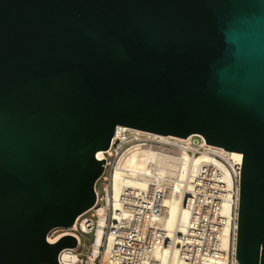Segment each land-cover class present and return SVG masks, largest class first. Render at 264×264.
<instances>
[{
	"label": "water",
	"instance_id": "1",
	"mask_svg": "<svg viewBox=\"0 0 264 264\" xmlns=\"http://www.w3.org/2000/svg\"><path fill=\"white\" fill-rule=\"evenodd\" d=\"M117 127L241 154L235 260L264 264V0H0V264L95 204Z\"/></svg>",
	"mask_w": 264,
	"mask_h": 264
},
{
	"label": "built area",
	"instance_id": "2",
	"mask_svg": "<svg viewBox=\"0 0 264 264\" xmlns=\"http://www.w3.org/2000/svg\"><path fill=\"white\" fill-rule=\"evenodd\" d=\"M116 132L108 150L97 159L105 162L95 184L94 206L103 207L106 216L103 236L106 254L97 264H161L154 254L163 250L175 251L180 264H237L233 243L236 240L241 164L233 160L232 154L207 145L198 135L186 139L164 137L161 141L157 135L136 130L126 129L119 135ZM143 149L173 157L182 153L190 158L204 155L207 162L196 174H189L182 181L175 178L169 181L165 175L149 177L133 173L131 177L145 181L144 186L123 187L113 200L111 181L115 170L121 169L131 153ZM171 182L179 184L177 195L183 199L187 222L182 232L168 236L163 219L164 201ZM96 225L97 217L92 208L79 216L71 228L51 230L46 236L48 244L56 243L63 236L76 240L75 248L63 249L58 254L57 263L83 264L84 250H92ZM82 239L88 244L82 243ZM64 253L73 256L75 261L64 263Z\"/></svg>",
	"mask_w": 264,
	"mask_h": 264
},
{
	"label": "bare ground",
	"instance_id": "3",
	"mask_svg": "<svg viewBox=\"0 0 264 264\" xmlns=\"http://www.w3.org/2000/svg\"><path fill=\"white\" fill-rule=\"evenodd\" d=\"M124 127H117L116 134L126 130ZM132 130V129H131ZM140 132V131H139ZM158 139L164 141V137L158 136ZM101 153L96 155L97 159L101 158ZM232 158L235 162L241 164V154L231 152ZM207 162L204 155H200L195 158H190L187 154L182 153L178 157H173L161 153H157L153 150H141L131 153L127 157L122 165L121 169H116L111 181V196L114 200L123 187H143L145 181L136 180L131 177L133 173L140 174L141 176L152 175H165L169 181L172 178L182 181L186 176L194 175L198 172V169ZM129 172V173H128ZM179 184L177 182H171L170 190L167 198L164 201V221L163 228L167 232L168 236H171L173 232H182L187 222V213L182 207V197L177 195L179 192ZM239 200V197H238ZM96 213L97 225L95 227L94 242L92 244V250L88 257V264H92L94 259L99 255L100 248L103 246L104 228L106 227L105 209L103 207H92ZM91 208V209H92ZM227 204L224 208V212H227ZM116 206H114V211ZM89 211V210H88ZM84 214V213H83ZM105 245V243H104ZM235 248V242L233 243ZM105 251V250H104ZM154 257L160 261L161 264H180L177 260L175 251H157ZM64 263H73L75 258L68 253H64L62 258Z\"/></svg>",
	"mask_w": 264,
	"mask_h": 264
},
{
	"label": "rangeland",
	"instance_id": "4",
	"mask_svg": "<svg viewBox=\"0 0 264 264\" xmlns=\"http://www.w3.org/2000/svg\"><path fill=\"white\" fill-rule=\"evenodd\" d=\"M88 217V216H87ZM93 220H95V219H93ZM88 240L89 241H91L92 240V236L91 235H89L88 236ZM82 243H84V244H88V241L87 240H85V239H82ZM105 250V251H104ZM90 253H91V249H85L84 250V252H83V264H88V257H89V255H90ZM106 254V245H104V241H103V246H101V250H100V254H99V257H98V259L95 261V264H97L98 263V261H100V259H101V257L103 256V255H105Z\"/></svg>",
	"mask_w": 264,
	"mask_h": 264
}]
</instances>
